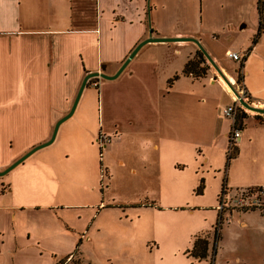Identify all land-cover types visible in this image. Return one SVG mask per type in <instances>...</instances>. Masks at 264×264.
I'll list each match as a JSON object with an SVG mask.
<instances>
[{"label":"crops","instance_id":"1","mask_svg":"<svg viewBox=\"0 0 264 264\" xmlns=\"http://www.w3.org/2000/svg\"><path fill=\"white\" fill-rule=\"evenodd\" d=\"M257 3L0 0V172L50 141L57 123L72 110L85 77L94 72L114 76L150 31L155 38L199 40L236 83L237 68L229 70L234 61L227 52L238 51L226 46L238 32L251 28L250 42L240 51L252 48L244 61L243 86L248 102L264 108L244 78L254 60L258 73L264 74L262 41L253 46L252 36L259 26ZM231 8L237 9L236 15ZM198 51L189 42L148 43L115 80L88 82L54 142L0 178V264H85V243L106 244L123 253L126 264L140 262L159 252L155 235L162 229L153 222L147 230L141 219H157V202L163 193L175 191L168 185L171 177L192 165L218 174V195L224 184L233 189L264 186V143H259L264 129L243 124L237 153L228 159L232 124L222 118L235 99L213 76L183 74ZM212 103L223 110L212 112ZM75 118L80 129L65 140L63 125ZM100 133L112 137L104 160L109 183L103 201L83 204L75 176L79 140ZM116 170L130 191L126 202H115L110 195ZM77 207L94 210L86 234L77 226L82 220ZM114 210L122 211L116 216L120 224L112 222ZM254 214H234L215 251L210 244L209 258L200 263L216 264L224 229L233 224L249 228Z\"/></svg>","mask_w":264,"mask_h":264},{"label":"rangeland","instance_id":"2","mask_svg":"<svg viewBox=\"0 0 264 264\" xmlns=\"http://www.w3.org/2000/svg\"><path fill=\"white\" fill-rule=\"evenodd\" d=\"M230 10V13L233 15L237 14L235 11L237 9L231 8ZM248 14L250 13L248 12ZM248 17H251V14L248 15ZM250 31L251 28L238 32L234 36V39L227 44L226 48L240 52L243 45L250 42V39H247ZM256 33L255 31V34H252V36H255ZM260 41H262V46L259 52L264 57V33ZM194 59H197V57L194 56ZM205 66L209 67L206 75L207 78L213 76L215 80H220L222 83L225 82L207 60ZM200 68L202 69V67ZM230 68L229 70L237 68V79L242 77L243 68L241 64L234 62L231 64ZM257 68L258 64L254 60L253 63L248 66V69L244 70L245 84L255 90L256 93L253 96L254 98L264 101V74L260 75ZM198 71L201 72L200 69H198ZM233 85L239 93L245 95L246 92H244L243 82L238 84L236 80V83H233ZM211 91H215V88H211ZM212 95L218 97L216 92L211 93V96ZM246 98H250L249 95H247ZM223 104L225 105V103ZM212 105V112L216 111V109L220 112L222 109H219L217 103H212L211 106ZM243 114L246 116H243ZM243 114L240 116L241 127L243 124L247 123L246 129H264L258 127L260 126L259 124H264V116H260L249 110L243 111ZM222 119L226 122L230 121L229 118L226 117ZM78 129H80L79 119L75 118L67 121V123L63 125L65 140L71 134L76 135ZM89 138H91L89 134H86L79 140L80 157L76 165L77 172H75L76 181L80 189L79 200L83 204H91L97 200L103 201V193L109 183L108 175L104 168V160L107 156L106 153L108 154L112 147L107 151L106 149L101 151L97 142V137L93 139ZM259 141V143H264V132L259 135ZM91 144H93V146H91ZM227 145L228 149L229 141ZM66 151H68V149ZM228 166L229 164L225 162L223 168L227 169ZM119 173L120 170H116L114 173L115 178L112 182L110 195H112V199L115 202H126L131 199L130 191H128L125 183L120 179ZM217 176L218 174H213V169L199 166V169L196 170V165H192L177 176L171 177L168 185L175 189V191H172L168 195L163 193L161 199L157 202L159 211H161L157 219L145 215L140 221V223L143 222L146 225L147 230L148 226L152 225L153 222L161 225L162 229L157 231L155 235L157 239L155 244H158L159 252L146 256L136 264H201L190 257L187 251L192 249L195 238L200 234H204L203 236L208 238L211 245L217 244L219 238L215 237L214 234L217 222L215 207L218 204V194L216 193L218 190V181L215 179ZM202 182L203 187L199 190ZM93 189L95 191H93ZM77 208L79 210L76 212L80 213L82 216V220L77 226L86 234L89 230L90 218L94 210L88 207ZM120 212L118 210L110 212L112 213V222L115 224H120L119 219L116 217ZM130 217L136 219L137 215H130ZM231 227L230 229L225 228L222 233V236L224 235L223 244L220 245L216 264H264V216L258 213L252 215V222L249 228L243 229L238 224H233ZM140 232L139 230L137 233L140 234ZM155 244L152 242L149 247L153 248ZM144 247L146 246L144 245ZM81 252L84 257L83 263L85 264L128 263L123 253L112 250L107 247L106 244L95 246L92 243H85ZM238 258L240 262L236 261ZM98 260H100V262H98Z\"/></svg>","mask_w":264,"mask_h":264},{"label":"built area","instance_id":"3","mask_svg":"<svg viewBox=\"0 0 264 264\" xmlns=\"http://www.w3.org/2000/svg\"><path fill=\"white\" fill-rule=\"evenodd\" d=\"M227 56L229 59L243 64L248 56V53L241 52H228ZM245 92V90H244ZM241 94V93H240ZM242 95V94H241ZM246 95V93H245ZM245 100L248 99L245 96ZM245 111V109L239 104L236 98L233 104L227 107L223 111V115L232 123L231 131L229 134V151L228 156L232 159L237 153L239 143L242 137V127L239 121V117ZM98 145L102 150H105L112 142V137L107 136L104 133H100L97 137ZM217 213V222L215 226V237H218L225 226L232 223L234 214H247V213H258L264 216V186L233 189L226 184L223 185L219 195L218 204L215 207ZM1 237V235H0Z\"/></svg>","mask_w":264,"mask_h":264},{"label":"water","instance_id":"4","mask_svg":"<svg viewBox=\"0 0 264 264\" xmlns=\"http://www.w3.org/2000/svg\"><path fill=\"white\" fill-rule=\"evenodd\" d=\"M179 42H189V43H193L197 46V48L202 52V54L204 55V57L206 58V60L208 61V63L214 67V69L218 72V74L224 79V81L229 85V87L231 88L232 92L234 93L235 97L238 99L239 104L245 109V110H249L252 111L260 116H264V108H259L254 106L253 104L247 102L245 100V97L243 95H241L237 89L234 87V85L228 80V78L226 77L225 73L223 72V70L219 67V65L214 61V59L209 55V53L204 49L203 45L200 43L199 40L195 39V38H155L153 37V32L150 31V36L148 39H146L145 41H143L141 44L138 45V47L131 53V55L129 56V58L127 59V61L122 65V67L120 68V70L114 75V76H108L106 74H104L103 72H94V73H89L83 83L82 86L80 88V91L77 95V98L75 100V103L72 107V110L70 111V113L68 115H66V117H64L63 119H61L57 125L56 128L54 129L52 138L50 139V141L41 144L37 147H35L33 150H31L29 153H27L25 156H23L21 159H19L17 162H15L12 166H10L8 169H6L5 171L0 172V178L6 176L9 172H11L13 169H15L17 166H19L20 164H22L27 158H29L32 154H34L35 152H37L40 149H43L45 147L50 146L57 135L58 132V128L59 126L65 122L66 120H68L73 113L75 112V109L77 107L78 101L83 93V91L85 90V88L87 87V84L90 80L95 79V78H101V79H105V80H115L116 78L119 77V75L124 71V69L127 67V65L129 64V62L134 58V56L139 52V50L147 45L148 43H179Z\"/></svg>","mask_w":264,"mask_h":264},{"label":"trees","instance_id":"5","mask_svg":"<svg viewBox=\"0 0 264 264\" xmlns=\"http://www.w3.org/2000/svg\"><path fill=\"white\" fill-rule=\"evenodd\" d=\"M257 11L259 17V26L253 40V46H255L258 43L259 39L264 33V0H258ZM251 51L252 48L249 49L248 55L251 53ZM195 56L197 57V59L193 58L191 61L188 62V64L185 67V70L183 71V74L187 76H193L194 78L206 77L207 71L209 69L208 66H205L206 58L204 57L201 51H198ZM200 67H202V69ZM241 67L244 68V63L241 65ZM198 69H200L201 72H199ZM241 82H243V73H242V77L237 79L238 84H240ZM243 116L246 115L243 114ZM239 121L241 122V117H239ZM228 159L230 160V157ZM202 187H203V182L199 187V190L202 189ZM217 238H219V236ZM215 249H216V244H214L212 250L215 251ZM209 252H210V243L208 238L204 237L203 235H199L195 238L192 249L188 250L187 254L190 257L194 258L197 262H202L209 258L210 256Z\"/></svg>","mask_w":264,"mask_h":264},{"label":"bare ground","instance_id":"6","mask_svg":"<svg viewBox=\"0 0 264 264\" xmlns=\"http://www.w3.org/2000/svg\"><path fill=\"white\" fill-rule=\"evenodd\" d=\"M225 75L228 78V80L233 84L234 83L233 79L230 78L227 74H225ZM222 84L225 87L226 91L233 97V99H236V97H235L234 93L232 92L231 88L229 87V85L225 82H223Z\"/></svg>","mask_w":264,"mask_h":264}]
</instances>
